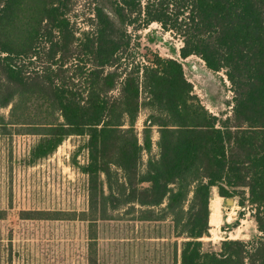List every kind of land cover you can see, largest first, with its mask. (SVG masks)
<instances>
[{"label": "trees", "instance_id": "trees-1", "mask_svg": "<svg viewBox=\"0 0 264 264\" xmlns=\"http://www.w3.org/2000/svg\"><path fill=\"white\" fill-rule=\"evenodd\" d=\"M76 2L0 0V134L38 137L27 165L72 136L88 154L85 211L22 218L88 222V264H99L97 224L119 208L168 220L178 264H264V0H89L84 27ZM154 22L180 35L182 58L226 73L231 115L203 104L179 60L141 51L130 27ZM216 191L250 207L256 236L205 249Z\"/></svg>", "mask_w": 264, "mask_h": 264}, {"label": "rangeland", "instance_id": "rangeland-1", "mask_svg": "<svg viewBox=\"0 0 264 264\" xmlns=\"http://www.w3.org/2000/svg\"><path fill=\"white\" fill-rule=\"evenodd\" d=\"M76 1L72 19L84 27L92 5L89 0ZM130 32L143 53L179 60L195 93L211 112L219 117L231 115L234 92L224 71H211L197 55L182 58V38L165 31L158 22L138 31L130 27ZM146 117L147 111L142 110L140 130ZM158 137L155 131L154 141ZM37 139L29 134H0V211L5 215L0 219V264H88V222L79 218L24 219L21 214L34 210L79 214L87 209L88 178L80 168L87 163V149L77 154L86 138L72 136L50 157L27 165L24 158ZM147 159L145 153L144 161ZM232 199L220 200L221 224L211 226L210 235L203 238L206 250H218L226 238L250 239L258 234L250 207ZM109 216L97 224L99 264H178L168 220L140 221L137 214H126L122 208L110 211Z\"/></svg>", "mask_w": 264, "mask_h": 264}, {"label": "crops", "instance_id": "crops-1", "mask_svg": "<svg viewBox=\"0 0 264 264\" xmlns=\"http://www.w3.org/2000/svg\"><path fill=\"white\" fill-rule=\"evenodd\" d=\"M214 195H216V196H213V198L211 199V202H210V208H211L210 224L213 227H219L220 224H221V201L220 200L223 199V197L219 196L218 192H215ZM214 198L217 200L216 209L218 207V223H212V221H211L212 220V215L216 212V209H214L212 207V201H213Z\"/></svg>", "mask_w": 264, "mask_h": 264}, {"label": "bare ground", "instance_id": "bare-ground-1", "mask_svg": "<svg viewBox=\"0 0 264 264\" xmlns=\"http://www.w3.org/2000/svg\"><path fill=\"white\" fill-rule=\"evenodd\" d=\"M217 206V200L214 198L212 201V207L216 209ZM212 223H218V207L216 209V212L212 215Z\"/></svg>", "mask_w": 264, "mask_h": 264}, {"label": "water", "instance_id": "water-1", "mask_svg": "<svg viewBox=\"0 0 264 264\" xmlns=\"http://www.w3.org/2000/svg\"><path fill=\"white\" fill-rule=\"evenodd\" d=\"M227 199V201H233V199L232 198H226Z\"/></svg>", "mask_w": 264, "mask_h": 264}]
</instances>
